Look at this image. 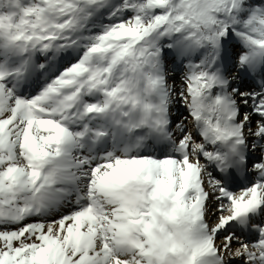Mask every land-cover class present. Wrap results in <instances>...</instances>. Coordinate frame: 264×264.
I'll return each instance as SVG.
<instances>
[{
  "label": "snow or ice",
  "instance_id": "6c2138e0",
  "mask_svg": "<svg viewBox=\"0 0 264 264\" xmlns=\"http://www.w3.org/2000/svg\"><path fill=\"white\" fill-rule=\"evenodd\" d=\"M0 264H264V0H0Z\"/></svg>",
  "mask_w": 264,
  "mask_h": 264
}]
</instances>
